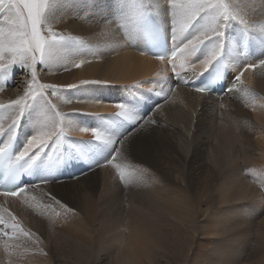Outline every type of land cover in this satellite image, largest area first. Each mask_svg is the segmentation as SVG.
Returning <instances> with one entry per match:
<instances>
[{"label":"bare ground","instance_id":"obj_1","mask_svg":"<svg viewBox=\"0 0 264 264\" xmlns=\"http://www.w3.org/2000/svg\"><path fill=\"white\" fill-rule=\"evenodd\" d=\"M119 1L99 0V9H94L88 5L95 3L96 0H56V8L50 16L49 22L44 30L47 31L48 28H51L58 36L68 38L71 41V46L57 49L55 58L52 61L48 64L37 66L35 83H33L31 78V70L19 66L9 68L6 74H0V104L10 106L13 101L24 97L30 88L38 89L39 85L47 84L56 87L55 95H52L51 90L45 93L51 101V104L55 105V108L51 109L50 115L57 121H59V117L56 115L57 113L65 117L63 121L65 130L64 137L60 139L53 137V141L49 142V146L40 151L39 159L36 162V169L39 173L36 183L25 185L17 198L0 196V214L5 212L3 209L7 211L19 210L20 219L24 221L28 210L27 208H29L28 206L38 198L43 197L45 191L49 190L50 192V188L53 186V190L58 188L60 192L66 193L68 192L66 185H68L73 189L70 190L71 193H77L83 198V208H80L82 211L84 210L82 216L85 215L88 222H93L95 218V201L99 203L97 207L100 206L101 208L103 205H110L109 207L113 205L112 207H114L117 200L115 195L118 193V183L112 173L108 174L107 172L112 167L119 168L117 170L113 168L114 171L120 170V167H117V165L119 159H121L119 155L121 151L118 148L121 132H125L128 129L131 131L134 130L133 135L135 136L136 134L147 132L149 129L153 130L156 127H160L163 129L162 132L166 131L175 135L182 134L184 140L185 136L188 135V139L197 145V149H200L198 151L199 156L191 157V154L188 162L196 165L195 167L204 175V180L207 181V184L197 181V178L193 180V194L195 196L199 194L198 201L194 200V203L189 197L178 194L175 190L173 191L174 194H171L170 197L168 196L165 201L163 200L164 202L159 204V210L162 214L164 213L172 218L176 230L179 232H176L172 239H168L169 237L166 238L167 236L165 237L163 231H160L157 227L151 226L152 228L147 230L149 227L142 225L140 230L134 232L132 235L137 240H141V246L138 245L137 247L134 246L131 248L133 250L131 255L137 258H149L151 257L150 251H152V249H149L150 245L162 246V244L166 243L168 245L167 247H175L182 238L190 241L191 246L196 248V255L203 252L204 246L210 239H207L208 237L205 234L203 236H196V234L201 232V229L208 224L205 217L200 219V213L207 212L208 209L210 210L215 206V203H211L212 205H210L211 199L209 198H216L215 193L211 190V185L216 187L218 195L229 194L231 196L233 194V199L235 197L239 204L232 211H229L227 208L217 218L213 217L211 219L212 229L210 238H217L216 236L219 233H222L223 238L228 233H232V231L234 233L231 236L232 238H229V235V237L223 240H218V238L217 242L213 241L219 245L213 250L211 259L208 256V258L204 256L206 257L204 260L209 261L210 259L209 262L213 264H220L221 262L230 264L237 258V256H234L236 252L241 251L242 248L249 247L250 238H256L258 245L264 244V216L263 214V218L259 216V212H262V210L260 211L259 209V202L256 203L258 200L257 197L254 199L256 202H253V195L256 196L255 194H259V192L256 193L255 189L259 187L258 189L264 191V66L259 64L260 59H264V45L260 43V39L264 38V33L260 32V29L264 27V0H226L231 10L234 13H238L240 18L248 22V31L251 35H245L242 27L235 21L229 23L225 38L226 47L223 53L226 66L225 85L221 94L217 96L197 94L183 87L185 83L194 80L209 67V65L205 66L202 63L203 57L206 54H203V49L191 62L179 55L175 60H168L167 58L161 60L147 54L144 52L145 44L151 49H157L156 44L152 42H145L144 44L141 36L136 39H128L125 28L110 23L112 16L109 15V12L115 10V6L119 4ZM114 2L115 5H112ZM152 2L153 0H145V3L148 4ZM160 3L163 4L164 0H160ZM164 6L168 7L166 4ZM153 14L155 16L154 9ZM0 21H2V15H0ZM170 24L171 16H169L168 23L164 26L165 37L171 45ZM244 38L250 41L249 53L244 52L241 48ZM8 59V57H5V62ZM182 60L185 64L184 68L179 66ZM78 64L80 65L79 67L76 66ZM173 64L176 65L175 69L173 68ZM249 64H255L256 67H248ZM236 76L240 77L239 81L235 79ZM72 85H77L78 87H69ZM13 86H16L18 91H11ZM149 94L154 95L157 101L154 98L147 97ZM27 102L29 104L33 103L30 97ZM120 103H126L136 108L139 115L136 122L129 123L123 121L122 118H116V113L119 111L116 105ZM17 111L18 109L15 106L0 109V125H3L7 129L12 123ZM103 123H113V132L117 135L114 138L118 142L114 147L119 151L112 152L111 155L109 149L97 145L100 142L95 141L90 131L94 127L100 128ZM84 127L89 128V131H80V128ZM216 129L218 130L217 132H215ZM36 131L37 113L28 110L21 119L17 129L19 138L16 144L15 154L23 149L27 139L31 138ZM175 135H173L174 138ZM220 135L223 136L221 139L218 138ZM152 136L155 137V135ZM163 137L165 138V136ZM6 140L7 135H4L1 147L4 146ZM164 140L167 139L165 138ZM180 142L178 141V143ZM185 142H183L184 146L182 148L186 146L185 144H188ZM213 142L215 151L212 154H216V156L214 155L216 157L214 158L217 159L216 161L221 160L225 164H229L228 167L224 164V167L227 168L225 173L221 171V173L215 174L214 170L208 167L210 160L207 161V156H205L206 161H203L204 159L202 160L203 151L206 148L208 150L213 145ZM176 145L174 146L177 148ZM189 145L187 146L193 148V144L191 146ZM159 146L161 147L160 143ZM166 146L164 148L167 150ZM187 150L189 151L190 149ZM211 151H213L212 147ZM85 152H87V156L84 155ZM185 153L188 152L185 151ZM123 158H125L124 155ZM110 159L113 160L112 163ZM125 160L130 164H132L130 160L133 162V159L127 157ZM175 161L178 164L176 159ZM216 161H213V163L216 164ZM126 165L128 166V164ZM132 168L137 169L139 167L132 165ZM239 168H242L248 175L251 174L250 178H252L254 183L257 182L255 185L257 184L259 186L253 187L254 189H252L247 184L240 185L243 179L240 177L237 178L241 174ZM132 172L135 173L134 171ZM219 177H221L223 183L217 185L218 179H220ZM100 189H102L101 193H99ZM96 194L97 197L94 200L93 196L95 197ZM52 195L55 196V193ZM260 196L262 197L261 194ZM261 197H259V200L264 198ZM106 198L107 200H105ZM54 202L56 203L58 201L55 199ZM97 202L96 204H98ZM43 204L41 202L38 203V206H43L42 209L40 207L39 209L46 217H51L50 222L52 221L53 226L59 225L63 227V231L74 229V233L72 234L75 237V241L77 239L75 242L77 246L74 245L77 248L74 249L75 253L72 251V254L77 255V257L84 261L87 252L85 249L87 247L84 244L90 243L92 237L85 229V222L81 221L82 217L78 218L77 215H72L63 207H58V204L51 205L50 202L44 204L45 206ZM255 206L258 208L256 209ZM35 209L40 211L38 208ZM29 210L31 211V208ZM32 211L34 212L35 210L33 209ZM41 211L40 213L38 212L40 217H42ZM229 212L233 215L234 220V223L230 226H228L231 219ZM1 217L3 219L6 218L4 214ZM9 217L11 218L12 216ZM168 218L166 219L164 217L166 220ZM171 218L169 219L171 220ZM38 220L40 221L42 219ZM12 222L18 223L16 221ZM30 222H33V220H30ZM44 224L46 225V223ZM14 225L17 226L16 224ZM18 230L20 231L21 228H18ZM9 231L8 233L12 234ZM181 232L183 233V237L180 236ZM21 233L23 235L27 232ZM12 239L15 241L14 238ZM36 239L37 237L33 240L35 241ZM79 240L82 242H78ZM62 242L65 243L64 241ZM127 242L124 243L127 244ZM230 242L234 245L229 244ZM221 243L224 245L220 246ZM97 244L99 245V251H102L103 243L97 240ZM8 245H11L13 248L16 246H12V243ZM74 246L72 245V247ZM18 247L17 249L15 248L16 250L11 248V251H7V253L18 251L20 249ZM30 248L33 249L34 246ZM206 248H204V251ZM45 251L48 252L47 250ZM54 251L56 250L54 249ZM56 252L59 253V251ZM88 253L91 254L92 251H88ZM94 254L96 255V253H93V255L88 254V256L93 257ZM57 255L59 254H56V257ZM61 255L63 256V254H60V259L62 258ZM1 257L0 264H3ZM72 257L74 258V256ZM72 257L70 256V258ZM95 257L97 258V256ZM256 258L264 259V257H261L255 251L252 264H258L255 262ZM89 259L91 261V258ZM95 260L98 261V259ZM99 261L101 262V260ZM62 262H67L68 264V259L66 262L62 259ZM75 264L77 263L75 262Z\"/></svg>","mask_w":264,"mask_h":264},{"label":"rangeland","instance_id":"obj_2","mask_svg":"<svg viewBox=\"0 0 264 264\" xmlns=\"http://www.w3.org/2000/svg\"><path fill=\"white\" fill-rule=\"evenodd\" d=\"M117 1H119V0H117ZM112 5H115V2ZM17 86H18V84H17ZM15 88H16V90H15ZM11 91H18L17 87L13 86ZM162 130H163L162 128L156 127L153 130L149 129L147 131L148 133L147 132L139 133V134H136L135 136L133 135L135 132L134 130L131 131L128 129L125 132H121V134L119 135V137L121 136V139L119 140V147L118 148L122 154L119 152L121 159H119V161H118L120 164L118 163V165H117L120 167V170L116 171L119 168L116 169V167L115 168L112 167L111 169L113 171L109 168L108 172H107L108 174L112 173L113 177L115 178L116 182L118 183V188H117L118 193H116V195H115L117 197V200H116L114 207H112L113 205L111 207H109L110 205L109 206L103 205L101 208H100V206L97 207V205H99V203L97 201H95L94 202V204H95V210H94L95 211V218L94 219L95 220L93 219V222H88L85 215L82 216L84 214L83 213L84 210L82 211V209H80V208H83V206H82L83 205L82 204L83 198L77 193H71L70 190H73V189L71 187H69L68 185H66V187L68 188V192H70L69 194H67L68 192H66V193L60 192V190L58 188H56V190L55 189L53 190L52 189L53 186L50 188L51 189L50 192L53 190L51 193L52 194L55 193V196H53L49 192V190L45 191L46 194L44 192V194H43L44 196L40 198L41 200L38 198L35 202H32L28 206L29 208H27L28 210L26 212L24 221H22L20 219L19 210H8L7 211V210L3 209L5 211L3 214L6 216V218H4L5 219L4 220L3 217H1V215H3V214H0V222H1V224H0V230H1V232H0V250L5 252V253H3L2 251H0L2 254V257L0 254V257H1V260L3 261V264H8V263L9 264H18V263L19 264H37V263L39 264V261H40V264H47L48 262H49V264H60V263L63 264L64 262H62V259L65 262L68 259V264H73V263L75 264V262L77 264H79V263L80 264H88L90 262H92L90 264H93V263H95V264H124V263L125 264H213V263L209 262L211 259L210 257H212L213 250L215 249V247H217V245H219L213 241L217 242L218 238H219L218 240H223L224 238L229 237V235H230L229 238H232L231 236L233 235L234 231H232V233H230V234L228 233L226 236H224V238L222 236V233H219V235L216 236L217 238H210V235H211L210 232L212 229L211 219L213 217L217 218V216L219 214H222L227 208L229 211H232L234 208H236L238 206L239 203H238V201H236L235 197L233 199V197H232L233 194L231 196L229 194L218 195V190L216 189V187H213L211 185H210L211 190L213 193H215L216 198H214V199L209 198V199H211L210 205H212L211 203H213V204L215 203V206H214V208H212L210 210L208 209L207 212L200 213V219L205 217L208 224L204 228L201 229V232L196 234V236H203L205 234L206 237H208L207 239H210L208 241V243L204 246V248L207 247L205 251L203 248V252L196 255L195 254L196 248H194V246L193 247L191 246L190 241L186 240L185 238H182V240L180 242H178V244L175 247H170V246L167 247L168 245H166V243L162 244V246L161 245H154V244L150 245L149 249L150 250L152 249V251H150L151 257H149V258L148 257L137 258V257H134L131 255V253L133 251V250H131V248H133L134 246L137 247L138 245L141 246V244H140L141 240L140 241L137 240V238H134L132 235L134 232L140 230V227L142 225L143 226L147 225L149 227L147 230L151 229L152 227H157V229H159L160 231H163V233L165 234V237L167 236L166 238L169 237L168 239H172L174 234L176 232H179L176 230V226L173 223L172 218L169 215L167 216L166 214H164V213L162 214L160 212L159 204L161 202H164L166 200V198H168V196L170 197L171 194H174L173 191L175 190L176 193L186 195L187 197H189L191 199V201L194 203V200L198 201L199 194H196V196H195V194H193V188H192L193 180L195 178H197V181H201V183L204 182L207 184V181L204 180V175L201 173V171H199L198 168L195 167L196 165H193V163L188 162L191 154H192L191 157L199 156L198 151H200V149H197V145H195L192 141H190V139H188L189 138L188 135L185 136V140H186V142H185L184 137L182 138V134H178L180 136L177 137L178 135L171 134V133H168L166 131L162 132ZM217 131L218 130L216 129L215 132H217ZM156 132H158V133H156ZM164 132H166V133H164ZM149 134H151V135H149ZM152 135H155V137ZM161 135L165 136V138L167 140H164L165 138L163 137L164 138L163 139ZM173 135H175L176 139L174 138ZM217 135H219V134H217ZM132 136H134V137H132ZM157 136H158V139H160L159 141L157 139ZM169 136H172L173 138L169 137ZM222 137H223L222 135L218 136V138H220V139ZM179 138L182 140L181 141L182 143L180 142ZM162 139H163V141H162ZM172 141L176 142V143H173ZM178 141L180 143H178ZM183 142L188 143V144H185L186 145L185 147H187L186 149H185V147L182 148L184 146ZM159 143H160L161 147L159 146ZM174 145H176L177 148ZM187 145H189V146L192 145L193 148L188 147ZM165 146L167 147V150L164 148ZM179 146H180V148H179ZM170 147H171V149H170ZM211 147H212L213 151H211ZM211 147L208 148L209 151L207 150V148L203 151L204 153L202 154V160L204 159L203 161H206L205 156H207V161L210 160L208 163L210 165H208V167L209 168L211 167V169L214 170L215 174H219V173H221V171H222V173H225V171H227V168H225L224 166L226 165V167H228L229 164H225L221 160L216 161L217 160V159H215L216 154L215 153L212 154V152L215 151L214 150V142H213V145H211ZM187 149H190V150L188 151ZM192 149H194L193 151H195V152H193ZM123 150H124V152H123ZM161 150H162V152H161ZM171 150H173V151H171ZM196 150H197V152H196ZM185 151L188 153H185ZM164 153H166V154H164ZM180 153H181V155H180ZM207 153H208V155H207ZM158 154H159V156H158ZM186 154H188V155L186 156ZM123 155L125 156V158H123ZM203 155H204V157H203ZM211 156H213V157H211ZM126 157L133 159V162L130 160V162L132 164H130L127 160H125ZM172 157L177 160L178 164L176 163L175 159H173ZM185 157L186 158L189 157V158L186 159ZM110 160H111L110 162L112 163L113 160L112 159H110ZM213 161L214 162L216 161V164L213 163ZM210 162H212L213 164ZM126 164H128V166ZM132 165L133 166L136 165L139 168L134 169V168H132ZM217 167H218V169H217ZM113 168L116 170L114 171ZM239 169H240L241 174H239V176L237 178L240 177L243 179L241 181L240 185H246L247 184L249 187L251 186L250 188H252V189L259 186V185L257 186V184L255 185V183H257V182L254 183L252 178H250L251 174L248 175L247 173L244 172V170H242V168H239ZM121 171H123V173H124L123 177H121V175H120ZM132 171H134L135 173H133ZM219 178L220 179H218L217 185L219 183H221V184L223 183L221 177H219ZM72 183H74V182H72ZM165 188L167 189L166 191H165ZM173 188H175V189H173ZM258 188L255 189V191H256V193L259 192V194H255L256 196L253 195V202H256L254 199H256V197H257L258 200L256 203L259 202L258 203V205L260 206L259 209H260V211L262 210V212H259V216L262 217V214L264 216V210H263L264 209V205H263L264 204V198H262V197H264L263 196L264 191H262ZM233 190H235V189L233 188ZM101 192H102V189L99 190V193H101ZM260 194L262 195V197L260 196ZM52 197H54V198L56 197L55 199L58 202L55 203L54 202L55 199ZM96 197H97V194L95 197L93 196L94 200L96 199ZM259 197H261L262 199L260 198L261 200H259ZM105 200H107V198ZM197 201H196V203H197ZM39 202L44 203V204H47L48 202H50L51 205H54V204L57 205L58 204L57 205L58 207H63L64 209L68 210V212L71 213L72 215H74V216L77 215L78 218L82 217L81 221L85 222L84 223L85 229L89 232V234L92 237V240L90 239L91 240L90 243L84 244V246L87 247V248H85L87 250V252L85 251L86 256L84 258V261L81 260L79 257H77V255L75 256L74 254H72V251H73V253H75L74 249L77 248V247H75V246H77L76 245L77 243H75L77 241V239L75 241V237L72 234V233H74V229L72 228V229H70V231L64 230L65 231L64 232L63 227H61L59 225L53 226L52 221L50 222L51 217H49V216L46 217V215L43 214V212L40 210V209H42L43 206L42 207L38 206ZM96 202L98 204H96ZM39 205H41V204H39ZM39 207H40V209H39ZM30 208H31V211L29 210ZM35 208H38V210L41 211L42 217H40V214H39L40 211H37ZM255 208L257 209L258 207L255 206ZM33 209L35 210L34 212L32 211ZM12 212H14V213H12ZM17 212H18V214H16ZM99 214H100V216H99ZM229 214L231 216V219L228 223V226H230L234 223L233 215L230 212H229ZM163 215H165V216H163ZM9 216H12V217L10 218ZM15 217H18V218H15ZM164 217L166 219L169 217V218H171V220L169 218H168V220H166V219H164ZM27 219L29 220L28 222H27ZM38 219H42L43 222H42V220H40L41 221L40 222ZM45 219L49 222H47ZM30 220L31 221L33 220V222H30ZM148 220H149V222H148ZM12 221H16L18 223H14ZM12 223H13V225H12ZM44 223H46L47 226ZM149 223H151V224H149ZM3 224L6 226H4ZM14 224H16L17 226H15ZM164 224H165V226H164ZM41 225H43V226H41ZM86 225H87V227H86ZM158 225H160V226H158ZM7 226H8V228H6ZM48 226H50V227H48ZM41 227L42 228L45 227V228L42 229ZM46 227H48V228H46ZM18 228H21L20 231L23 233L27 232V233H25L26 235L25 234L22 235V233L18 230ZM47 230L50 232H53V233H49ZM59 230H60V232H59ZM8 231L12 234H9ZM3 232L8 234L9 236L6 235L5 233L3 235ZM31 232H32V234H31ZM63 233H66V234H63ZM51 234H53V236H51ZM58 234L61 236H59ZM69 234H70V236H69ZM117 236H118L119 240L117 239ZM180 236L183 237L182 232L180 233ZM34 237L35 238L37 237V239L35 241L33 240V239H35ZM113 237H114V239H113ZM8 238H10V239L14 238L15 241L13 239L10 240ZM56 238H58V239L56 240ZM66 238H71V239H66ZM127 239H128V242H127ZM133 239H134L135 243H133L134 242ZM251 239H253V240H251ZM9 240L13 244L12 246H14V245H16L17 247L19 246L18 249L19 248L20 249L18 251H12V252L7 253V251H11V248H13V247H11V245H8V244H11ZM97 240H99V242L103 243L102 251H99V245L97 244ZM124 240H126V241H124ZM62 241H64V242L66 241V242L63 243ZM122 241L127 242V244H125L124 242L122 243ZM78 242H82V241L79 240ZM203 242H205V241H203ZM248 242H249V240H248ZM37 243L43 247H41ZM252 243H253V245H252ZM260 243L263 244L262 242H260ZM71 244L73 246L74 245L75 246L72 247ZM110 244H111V246H110ZM131 244H133V245H131ZM229 244L234 245L232 242H230ZM6 245L10 248H8ZM127 245H128V248H127ZM221 245H224V244L221 243L220 246ZM16 246H14V247L17 249ZM33 246H34V248L31 249L30 247H33ZM211 246H213V247H211ZM37 247H39V248H37ZM247 247H248V245H247ZM263 247H264V244L263 245L257 244L256 238H254V237L250 238L249 247L248 248H246V247L242 248L241 251L236 252L234 256H237V258L234 260V262H232L230 264H252L254 261L252 258L254 257L255 251H257L258 255H260L261 257H264V253H263L264 248ZM15 248H13V250H16ZM43 248H45V249H43ZM36 249H39V250H36ZM54 249L56 251H59V253L54 251ZM66 249H68V250H66ZM45 250H47L48 252H46ZM210 250H212V251H210ZM88 251L89 252L92 251V253L90 254V253H88ZM18 252H19V254H18ZM24 253H27V254H24ZM53 253L54 254L56 253L59 255H57V257H56V254L54 255ZM93 253H96V255L94 254L93 257L88 256V254L93 255ZM60 254H63V256L61 255V257H62L61 259H60ZM241 254H243V255L241 256ZM41 255H44V256H41ZM32 256H33V258H32ZM65 256H67V257L65 258ZM70 256L71 257L74 256V258L73 257L70 258ZM95 256H97V258ZM204 256H206V257L208 256L210 258L209 261L204 260L206 258ZM88 257L91 258V261ZM249 257H251V258H249ZM47 258H48V260H47ZM36 259H38V260H36ZM95 259H98V261ZM99 260H101V262ZM257 260H259V261H257ZM35 262H37V263H35ZM255 262H257L258 264H264V259H257L256 258ZM64 264H67V262ZM215 264H217V263H215ZM220 264H229V263L221 262Z\"/></svg>","mask_w":264,"mask_h":264},{"label":"snow or ice","instance_id":"obj_3","mask_svg":"<svg viewBox=\"0 0 264 264\" xmlns=\"http://www.w3.org/2000/svg\"><path fill=\"white\" fill-rule=\"evenodd\" d=\"M165 4L168 7H165ZM88 6L99 9V0ZM55 8L56 0H0V15H2L0 74H6L7 70L13 66H19L31 70V78L35 83L37 66L52 61L57 49L71 46L68 38L58 36L51 28L44 30ZM153 9L155 16H153ZM109 15L112 16L110 23L125 28L128 39H136L143 35L150 36L158 48L157 58L161 60L166 58L175 60L179 55L191 62L203 49V54H206L202 63L208 66L215 61V64L219 66L224 59L225 38L229 23L235 21L242 27L245 35H251L248 31V22L240 18L238 13L233 12L226 0H164L163 4L160 0H153L151 4L145 3V0H120L115 10L110 11ZM169 16H171L169 31L172 43L167 51H162L165 47L164 26L168 23ZM260 32L264 33V27L260 29ZM260 43L264 45V38L260 39ZM5 57L9 58L7 62ZM259 64L264 66V59H260ZM179 66L185 67L183 60ZM175 67L176 65L173 64L174 69ZM248 67L255 68L256 65L249 64ZM220 77L221 72L217 71L216 78L220 79ZM235 79L239 81L240 77L236 76ZM48 90H51L52 95L56 94L55 86L41 84L38 89L30 88L24 97L13 101L10 106L0 104V109L11 106L18 109L7 129L0 125V136L7 135L4 146L0 147V169L7 170L13 183L21 173L30 172L34 166H37L40 151L49 146L53 137L56 139L64 137L65 117L57 113L59 117L57 121L50 115L55 105L51 104L45 95ZM207 90L205 87H197V91ZM29 97L33 101L31 104L27 102ZM116 107L119 109L116 118H122L129 123L136 122L139 115L135 107L126 103L117 104ZM28 110L37 113V131L27 139L22 150L13 154L12 144L16 138L17 129ZM80 131L87 132L89 128H80ZM90 131L95 141L100 142L97 145L109 149L110 155L112 152L119 151L114 147L118 140L114 138L117 135L113 132V123H103L100 128L94 127ZM84 155L87 156V152ZM120 175L123 177V171ZM4 194L17 195L18 193L11 190Z\"/></svg>","mask_w":264,"mask_h":264}]
</instances>
